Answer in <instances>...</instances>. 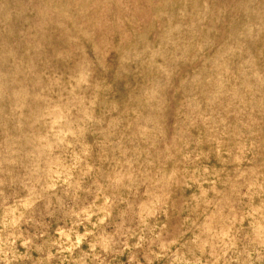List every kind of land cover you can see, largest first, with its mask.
<instances>
[{
    "label": "rangeland",
    "instance_id": "obj_1",
    "mask_svg": "<svg viewBox=\"0 0 264 264\" xmlns=\"http://www.w3.org/2000/svg\"><path fill=\"white\" fill-rule=\"evenodd\" d=\"M0 264H264V0H0Z\"/></svg>",
    "mask_w": 264,
    "mask_h": 264
}]
</instances>
